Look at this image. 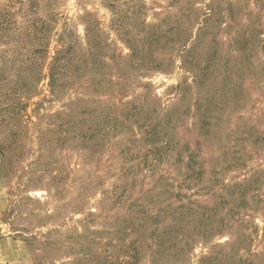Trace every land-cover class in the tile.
Wrapping results in <instances>:
<instances>
[{"label":"rangeland","instance_id":"obj_1","mask_svg":"<svg viewBox=\"0 0 264 264\" xmlns=\"http://www.w3.org/2000/svg\"><path fill=\"white\" fill-rule=\"evenodd\" d=\"M0 264H264V0H0Z\"/></svg>","mask_w":264,"mask_h":264}]
</instances>
